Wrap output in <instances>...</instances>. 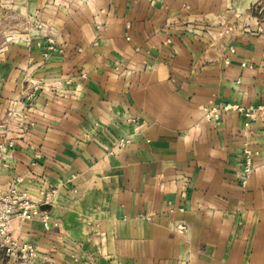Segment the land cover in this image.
I'll use <instances>...</instances> for the list:
<instances>
[{"label": "crops", "instance_id": "obj_1", "mask_svg": "<svg viewBox=\"0 0 264 264\" xmlns=\"http://www.w3.org/2000/svg\"><path fill=\"white\" fill-rule=\"evenodd\" d=\"M9 141L0 188L40 203L11 233L47 264H264V0H0Z\"/></svg>", "mask_w": 264, "mask_h": 264}, {"label": "built area", "instance_id": "obj_2", "mask_svg": "<svg viewBox=\"0 0 264 264\" xmlns=\"http://www.w3.org/2000/svg\"><path fill=\"white\" fill-rule=\"evenodd\" d=\"M258 4L260 2L258 1ZM32 26L30 33L34 31L39 39L46 42V50H54L55 41L49 34L39 33L41 24L36 20H31ZM15 33V32H14ZM27 33L25 36L28 37ZM46 54V53H44ZM225 62H229V58L225 57ZM32 97V96H29ZM222 109H232L244 112L246 117H253V109L246 108L245 110L238 104H225ZM206 118H217L218 107L209 106L204 108ZM127 140L121 139L119 144L123 145ZM13 148V143L9 141L7 144L0 143V151L6 152L8 149ZM254 154L245 149L241 158V170L239 173V181L242 185L245 184L250 173L254 169ZM5 166V165H4ZM22 181V177L16 176L14 181L5 189L0 188V247L7 257H14L22 264H47L45 258L40 259L38 256L37 248L34 243L27 239L17 240L13 237L10 229L12 220L17 219L20 222H26L32 220L40 213V203L34 201L31 196L26 192L19 189V184ZM54 189H50L43 193L42 203H47L52 197ZM44 224H46L48 218L42 215ZM172 229L182 233L185 232L186 226L183 223H177L172 226Z\"/></svg>", "mask_w": 264, "mask_h": 264}]
</instances>
